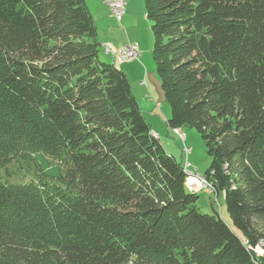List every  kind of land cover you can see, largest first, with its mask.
Instances as JSON below:
<instances>
[{"label": "trees", "instance_id": "trees-1", "mask_svg": "<svg viewBox=\"0 0 264 264\" xmlns=\"http://www.w3.org/2000/svg\"><path fill=\"white\" fill-rule=\"evenodd\" d=\"M145 3L168 124L201 134L230 220L100 58L86 0H0V264H264V0Z\"/></svg>", "mask_w": 264, "mask_h": 264}, {"label": "rangeland", "instance_id": "rangeland-1", "mask_svg": "<svg viewBox=\"0 0 264 264\" xmlns=\"http://www.w3.org/2000/svg\"><path fill=\"white\" fill-rule=\"evenodd\" d=\"M126 1V11L121 22L111 15L107 5V12L105 13L101 11L103 15L101 25L104 28H111L110 33L112 36L110 38L116 45L125 46L129 43L135 42L139 45L141 51L139 58L120 62L121 67L119 69L123 70L128 75L132 92L139 101V104L141 101V109L145 111L144 114L148 121L151 124L153 123V125L161 127L165 121L163 109L169 108L171 110V107L165 100V93L162 89L161 79L156 69V61L153 56L154 35L151 28V21L146 16L145 0ZM100 41L102 42V40ZM103 44H105V42ZM105 50L106 46L103 45L100 52V58L103 61H109L111 57L108 56L109 52L105 53ZM148 101H152L153 103L160 101L159 103H161L162 109L160 107L152 109L150 106L149 109L145 108ZM160 121L162 124L158 123ZM171 129H173V132L169 130V134L165 126H163L161 130V137L165 148L169 153L172 152L178 161L185 164L187 160V155L184 151L185 143V145L192 150L188 158L191 162V167H189L188 170L195 173L193 174L190 172L194 178L196 177L198 179L199 175L204 176L206 170L211 164L212 157L207 152L201 134L195 128L171 127ZM178 129L186 132L188 138H186L184 143L175 135L178 134ZM38 155L43 168L54 176L58 175L61 166L60 161L57 158L43 153ZM193 182L194 181L190 180L191 184H193ZM195 183L197 184V182ZM189 189L191 188L189 187ZM198 190H200V192L197 205L202 211L206 213L218 212L224 219L228 221L230 220L224 196H217L213 191H210L203 185H200ZM128 264H133V262H128Z\"/></svg>", "mask_w": 264, "mask_h": 264}, {"label": "crops", "instance_id": "crops-1", "mask_svg": "<svg viewBox=\"0 0 264 264\" xmlns=\"http://www.w3.org/2000/svg\"><path fill=\"white\" fill-rule=\"evenodd\" d=\"M86 2L88 4V6H89V9H90L91 13L93 14L95 23L97 24V34H98L99 39L102 40V43L105 42V44H103L104 46H106V45L112 46L115 49V52L118 54L121 51V49L123 48L124 45H121V46L120 45H116L110 38L112 36L111 33H110L111 28H104L101 25L102 24V20H103V15H102L101 11H103L105 13L107 12V9H108L107 8V4H105L103 2V0H86ZM105 53H108V52H106V50H105ZM108 56L111 57L109 62L114 63L118 68L121 67V63L118 62L116 60V58L112 54L108 53ZM159 102L160 101H158L156 103H153L152 101H148L146 103V107L145 108L149 109V106H150L152 109L153 108H158V107H160L162 109V105ZM140 107L142 108L141 101H140ZM163 111H164V115H165L164 124H162V122L160 121L158 123L162 124L161 127L158 126V125H153V123L151 125H152V128H153V131L155 132L154 134L156 136L158 135V137L160 138L163 146L165 147V145H164V143L162 141V137H161V134H162L161 130H162V127L165 126L166 129H167L168 134L170 133L169 130H171V127L168 124V120H169V118L171 116V110L169 108L168 109L166 108V109H163ZM143 112H145V111L143 110ZM166 151L169 152L167 149H166ZM170 153H172V152H170ZM221 196H224V194H221ZM224 199H225V197H224Z\"/></svg>", "mask_w": 264, "mask_h": 264}, {"label": "built area", "instance_id": "built-area-1", "mask_svg": "<svg viewBox=\"0 0 264 264\" xmlns=\"http://www.w3.org/2000/svg\"><path fill=\"white\" fill-rule=\"evenodd\" d=\"M109 7L110 13L112 16L116 17L118 21L121 22L123 15L126 11L127 1L126 0H103ZM106 51L112 53L118 62H125L131 59L139 58L141 55V51L139 45L135 43H129L121 49V51L117 54L115 49L110 46L106 45ZM173 132V129H171ZM182 142L184 143V136H186L185 131H181L180 134H175ZM184 151L187 155V160L185 162L188 167H191V162L188 160L189 155L191 154V148H189L184 143ZM198 185H205L210 191H213L211 183L204 177L199 175V181L197 184H193L195 190H198Z\"/></svg>", "mask_w": 264, "mask_h": 264}, {"label": "bare ground", "instance_id": "bare-ground-1", "mask_svg": "<svg viewBox=\"0 0 264 264\" xmlns=\"http://www.w3.org/2000/svg\"><path fill=\"white\" fill-rule=\"evenodd\" d=\"M180 132H181L180 129H178V132H177V133L180 134ZM186 138H188V137H187V136H184V142L186 141ZM185 167H186V169L188 170V168H189L188 165H185ZM188 172L190 173V172H192V171H189V170H188ZM192 173L195 174L194 172H192ZM190 174H191V173H190ZM189 180L194 181L193 184H195V182L199 181V176H198V179H197L196 177L194 178V177L192 176V174H191V177L189 178ZM189 183H190V181H189ZM193 184H191V183L189 184V187L191 188V190H195V187L193 186ZM199 186H200V185H198V187H199ZM203 186H205V185H203Z\"/></svg>", "mask_w": 264, "mask_h": 264}]
</instances>
